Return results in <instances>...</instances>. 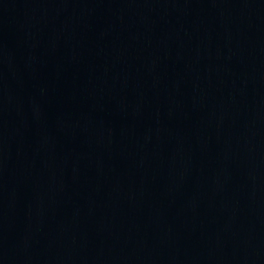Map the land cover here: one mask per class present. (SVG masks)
Wrapping results in <instances>:
<instances>
[{
	"label": "water",
	"instance_id": "1",
	"mask_svg": "<svg viewBox=\"0 0 264 264\" xmlns=\"http://www.w3.org/2000/svg\"><path fill=\"white\" fill-rule=\"evenodd\" d=\"M0 264H264V0H0Z\"/></svg>",
	"mask_w": 264,
	"mask_h": 264
}]
</instances>
